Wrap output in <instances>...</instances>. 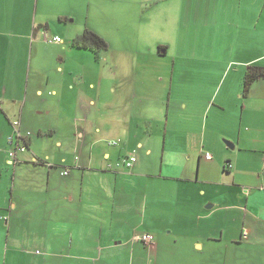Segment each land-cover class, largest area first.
Instances as JSON below:
<instances>
[{"label":"crops","instance_id":"crops-1","mask_svg":"<svg viewBox=\"0 0 264 264\" xmlns=\"http://www.w3.org/2000/svg\"><path fill=\"white\" fill-rule=\"evenodd\" d=\"M183 1L188 17L204 20L205 36L203 45L191 46L205 57L186 58L202 64L188 71V85L207 84L215 74L233 78L226 88L221 81L218 105L192 88L178 89L175 63L168 75L159 71L172 45L155 46L150 72L124 77L117 67L110 66L107 76L100 72L106 58L99 56L89 71L76 74L65 71L63 58L56 73L35 70L27 50L31 30L51 34L52 24L37 20L38 0H0V36L8 37L0 39V264H209L222 242L226 255L230 247L264 250V121L251 114H264V79L239 99L242 81L233 82L250 65L264 67V0ZM167 11L169 37L181 48L182 37L197 26L188 22L180 34L174 7ZM54 18L59 28L75 20L63 7ZM80 34H69L65 43L72 46ZM164 79L172 87L166 92ZM213 106L219 115L238 113L241 122L248 116L246 126L240 122L234 130L232 121L219 118V138H207L202 115ZM52 113L50 137L37 139L48 150L31 148L45 137H36L34 115ZM25 142L28 148L20 151ZM131 154L135 162L126 169ZM158 156L159 169L150 168ZM106 165L124 186L101 185ZM138 233L152 235L155 245L134 242Z\"/></svg>","mask_w":264,"mask_h":264},{"label":"rangeland","instance_id":"rangeland-1","mask_svg":"<svg viewBox=\"0 0 264 264\" xmlns=\"http://www.w3.org/2000/svg\"><path fill=\"white\" fill-rule=\"evenodd\" d=\"M35 2H37V0H35ZM38 6V12L36 15L37 20L39 21L42 18L48 19L52 24V33L45 32L44 35L41 31L43 30L42 27H36L34 32L31 30L27 50L28 55H31L33 59L32 66L35 70L41 69L48 73H56V63L60 62L63 58V67L65 68V71L76 74L83 71V67L87 69L91 64L96 65L95 58L99 56L101 59L106 58V61L102 60L98 65L99 71L104 72L106 76L110 70V66L111 68L117 67L115 73H118V77H124V75L127 76L136 71L142 72L145 70L146 72H150L148 68L156 66L154 62H157L155 57L156 54L154 52L155 46L157 44H166L172 45V47L167 49V54L163 58H160L161 64H158L159 71L162 68L164 76L170 73L173 63H175L174 68L178 71L176 74H180L181 76L180 85L176 84L178 89L180 88L183 91H187L192 88L196 92L205 95L203 97L205 99L212 101L214 98L216 101H212L213 105H218L222 99L224 100V94L222 96L223 88H221L219 93L218 91L221 81L225 80L224 88H226L228 83L232 81L233 78H230V76L226 79H222L219 77V74H215L212 75L211 80L208 81L207 84L201 83L202 80H195L191 84L192 87L188 85L189 81H187V79L190 78L187 75L188 71H200L198 68L201 67L202 64L195 63L194 60L191 59L187 62L186 58L205 57L204 53H198V51L191 48V46L195 44L203 45L205 36L203 31H200V27L204 26V20H201L198 23L192 19V16L188 17L186 15V6L183 0H67L64 3L63 0H38ZM172 6L174 7V13L176 14V23H178L180 27V34L185 32L188 22L191 25L197 26L194 34L193 31L192 33L188 31L184 37H182L181 41H183L184 44L181 48H176L174 46L175 43L172 42V38H170L168 34L169 25L167 26V22L169 15L167 7L172 12ZM62 7L63 12L68 11L69 8L75 17L73 22L71 20L68 22L66 28L64 27V24V28H59L61 24L58 23V19L54 18ZM159 14H163V18ZM162 24L163 29H160L159 26ZM84 29L93 30V32L104 38L108 44V48L104 51L93 52L85 49H77L65 43L66 36L71 33L75 35L77 32L80 34ZM53 35H57L63 42L61 44L53 42L51 40ZM1 38H4V36H0V39ZM4 39H8V37L5 36ZM181 41H179V43ZM227 56V59H232L230 55ZM149 57H152V60ZM143 58H145V60H143ZM107 59L108 63H106ZM112 62L116 64L112 65ZM230 67L232 66H225V70L229 71ZM241 81L242 79L233 82L239 84ZM103 83L102 90L107 93L106 91L110 89V87L107 81H104ZM148 83H152V81H148ZM162 83L165 92L167 89L172 88L168 79H164ZM238 91L239 92L235 98H243V93L240 92V89ZM208 93L210 95H208ZM253 98L254 97H252V99ZM230 100H233V97H231ZM203 109L206 108L203 106ZM251 114H255L258 119L264 121V114ZM136 115L137 113H134V118ZM238 115V113H235L232 110L224 111L219 115L218 110L214 106L209 112L206 111L204 115H202V119H205L207 116V138L213 137V140H216L215 137L219 138V128H217L219 125V118L224 122L232 121L233 127L230 128H233L234 130L237 129L241 122V115ZM34 117V124L38 129L36 131L37 134H33H36V137H45L36 138L34 143H32L31 148L47 151V146H45L43 142H38L37 139H46L50 137L48 128L50 127L49 123H53V113L51 116L34 115ZM247 118L248 116H243L240 126H246ZM211 120L213 121L212 124H210ZM262 125L264 124L262 123ZM39 130H41V132L38 133ZM153 132L154 135H157L158 133L157 131ZM30 134L28 135V138ZM146 139L147 141L149 140L148 137ZM220 140L223 145H225V142H229L226 139ZM115 141H117V139H115ZM214 152V150H212V152L209 151L212 158H214L216 162H219V158L215 157ZM159 161L160 158L158 156L150 165V168H158ZM106 170L107 173H104L101 178V185L109 186L112 189V187H116L117 184L115 181L116 171L109 169L107 165ZM87 173L89 175L90 171ZM88 182L89 180H87L85 184L88 185ZM91 182L96 185L98 180ZM225 182L230 183V180L225 178ZM119 185L120 187L124 186L123 180L119 181L117 186ZM229 192H232V190H229ZM136 199H138V196H136ZM142 233H138V235H142ZM217 245L214 246L219 247V254L214 253L208 258L209 264H264V250L262 247H260V249H253L254 251L240 252L238 250H232L230 247L226 255V244L222 242L219 246ZM139 247L146 249L143 245H140ZM244 247H248L247 243Z\"/></svg>","mask_w":264,"mask_h":264},{"label":"trees","instance_id":"trees-1","mask_svg":"<svg viewBox=\"0 0 264 264\" xmlns=\"http://www.w3.org/2000/svg\"><path fill=\"white\" fill-rule=\"evenodd\" d=\"M71 44L74 48L93 52L104 51L108 48L105 39L89 29H85L80 35L76 36ZM260 79H264V67L250 65L246 68L241 82L243 97H247L252 85ZM28 146L29 143L25 142V145L22 147L28 148Z\"/></svg>","mask_w":264,"mask_h":264},{"label":"built area","instance_id":"built-area-1","mask_svg":"<svg viewBox=\"0 0 264 264\" xmlns=\"http://www.w3.org/2000/svg\"><path fill=\"white\" fill-rule=\"evenodd\" d=\"M51 40L55 43H62V41L58 37H53ZM17 125H18V123L15 122L14 126H17ZM19 150L24 151L25 148L21 147ZM10 155L15 156V151L14 150L10 151ZM206 158L209 160L211 157H210V155L206 154ZM134 162H135V155L131 154L129 157L124 159L123 164L125 165L126 169H129L132 167ZM263 169H264V163H263ZM68 174H69L68 169H66L62 172L63 176H67ZM133 241L136 243L144 244L145 246H148V247H153L155 245L154 237L150 234L136 235V236H134Z\"/></svg>","mask_w":264,"mask_h":264}]
</instances>
